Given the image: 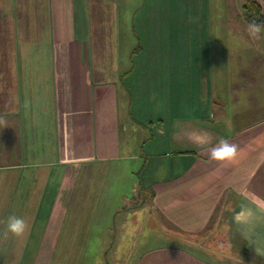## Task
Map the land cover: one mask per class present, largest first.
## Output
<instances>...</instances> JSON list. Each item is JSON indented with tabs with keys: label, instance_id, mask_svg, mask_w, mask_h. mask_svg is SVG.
<instances>
[{
	"label": "crops",
	"instance_id": "0c3cea01",
	"mask_svg": "<svg viewBox=\"0 0 264 264\" xmlns=\"http://www.w3.org/2000/svg\"><path fill=\"white\" fill-rule=\"evenodd\" d=\"M131 1L127 11L121 0H0V264L16 243L37 246L25 264H51L60 238L96 244L134 222L140 249L127 264H264V213L234 220L241 193L264 198V51L252 20L242 3L232 25L249 40L230 46L221 28L213 52L209 15L181 11L190 27L172 29ZM123 27L142 38L125 62ZM221 138L238 145L234 161L210 160ZM12 212L29 232L5 239Z\"/></svg>",
	"mask_w": 264,
	"mask_h": 264
},
{
	"label": "rangeland",
	"instance_id": "374dc122",
	"mask_svg": "<svg viewBox=\"0 0 264 264\" xmlns=\"http://www.w3.org/2000/svg\"><path fill=\"white\" fill-rule=\"evenodd\" d=\"M243 1L244 0H207V4H204V7L202 6L203 9L196 5L193 0H142L135 2L136 4L138 3L139 8L149 7L151 11H159L158 15L167 17V20H164V22H166L167 27H170L172 29H177L180 27L188 29V27H190L189 22H186L181 18V11L193 12L194 10L198 9L200 13L209 15L210 19H208L207 29H210L211 35L208 36V39H211L214 52V49H217L216 47L214 48V46L216 45L215 43L219 38V31L221 28L230 31V46L235 45L234 42L237 38L239 39V42L244 39L249 40L248 35L245 34L244 31L232 25L237 20L236 15L240 12ZM256 1L261 5L264 13V0ZM124 4H127V11H130L131 8H133V3L131 0H121V6H123ZM106 8L107 10H111L112 7H109L107 5ZM125 11L126 10L124 8V17ZM106 13L108 15V12ZM134 13L136 14L137 12ZM182 14L184 15V13ZM222 15L224 16V27H219L217 19ZM226 18L228 19L225 20ZM129 21H131V15ZM127 32L129 34V29L126 30L125 27H123V35L117 37L119 46H121L120 57L124 59V62L126 61L127 57L129 58V54L132 48L133 53L131 54V58H135L136 51L142 42V38L140 35L134 34L127 36L125 35ZM102 38L109 44V35L103 36ZM256 41L264 51V33H262L260 39ZM151 42L155 44V40H151ZM15 43L16 42L12 44L11 51L7 53L10 55L9 57H7V59L10 61L14 60L13 45ZM10 215H15V213L12 212L8 215V217ZM115 216L117 218L121 216V213L117 212ZM131 227L132 228H130V226H128L127 228L113 227L110 229V231L117 230V232H121V236H102L101 242L96 244L88 243L85 245L84 243H78L77 241L65 243L62 242V239L60 238L54 245V253L52 256L51 264H127L129 263L127 255H130L136 250L140 249L139 246H137L136 242L132 240V235L130 233L132 232L131 229L135 232L136 230H138V222L132 223ZM37 230L38 232L42 231V229ZM102 231L104 230L102 229ZM33 236H35V234H33ZM12 247L14 248L15 253H13V251L7 252V260L5 261V264H19V262H21V264H25L27 262V259L34 253V250L37 246L32 244L22 245L16 243ZM81 250L83 253L82 256H80V261H78L77 257L79 258V253ZM230 252L233 253V251ZM138 253L139 252H137L135 255H137ZM19 255L23 256V260L15 261L14 256ZM91 255L94 256L95 260H93V258L90 259Z\"/></svg>",
	"mask_w": 264,
	"mask_h": 264
},
{
	"label": "clouds",
	"instance_id": "9594fccd",
	"mask_svg": "<svg viewBox=\"0 0 264 264\" xmlns=\"http://www.w3.org/2000/svg\"><path fill=\"white\" fill-rule=\"evenodd\" d=\"M247 33L253 40H258L261 34L264 33V22L258 23L253 19L247 24ZM2 123V121H0ZM231 126V122H228ZM200 143H206V139L198 137ZM238 155V145L230 143L226 139L221 138L219 142L210 150V160L217 162H231L236 159ZM243 199L239 206V210L234 214V220L237 223L250 225L257 219V211L264 213V198L255 196V194L243 192L241 193ZM255 206L254 211L252 206ZM29 232V223L24 218L16 215H10L6 221V228L3 237L6 239L11 233L15 237H24ZM255 254L264 256V249L255 248Z\"/></svg>",
	"mask_w": 264,
	"mask_h": 264
},
{
	"label": "trees",
	"instance_id": "16d2710c",
	"mask_svg": "<svg viewBox=\"0 0 264 264\" xmlns=\"http://www.w3.org/2000/svg\"><path fill=\"white\" fill-rule=\"evenodd\" d=\"M242 12L248 20H257L264 22V15L262 8L256 0H244L242 5Z\"/></svg>",
	"mask_w": 264,
	"mask_h": 264
}]
</instances>
